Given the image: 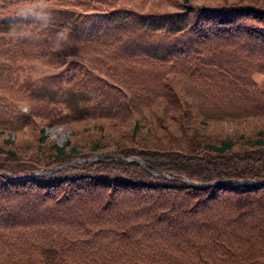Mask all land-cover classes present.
<instances>
[{
  "label": "trees",
  "instance_id": "16d2710c",
  "mask_svg": "<svg viewBox=\"0 0 264 264\" xmlns=\"http://www.w3.org/2000/svg\"><path fill=\"white\" fill-rule=\"evenodd\" d=\"M50 1L78 14L49 20ZM238 1L0 0V128L89 127L0 148V264H264V4ZM58 48L84 106L20 111L5 90Z\"/></svg>",
  "mask_w": 264,
  "mask_h": 264
},
{
  "label": "rangeland",
  "instance_id": "374dc122",
  "mask_svg": "<svg viewBox=\"0 0 264 264\" xmlns=\"http://www.w3.org/2000/svg\"><path fill=\"white\" fill-rule=\"evenodd\" d=\"M201 1L203 3L212 2L215 4H216V2H221V0H194V2H201ZM227 1L231 2L233 0H227ZM240 1L245 2V3L253 2L255 4H260V5L264 4L263 0L262 1H260V0H240ZM240 1H238V2H240ZM57 2H59V1H57ZM57 2L56 1H50V2H46V3L38 2L35 4L37 5L38 9L43 11V15H47V18L49 20L51 19L54 22H64L65 20L69 21V20L73 19L76 14H78V11H79L78 8H76V7H63L61 5V3L59 4ZM35 4L30 3L29 6H32V5L35 6ZM72 59H73V56L66 54L65 52H63L59 48L56 49V51H54L52 53V55L42 54L39 57L33 58L31 61H29L28 63H26L24 65L23 71L20 70L19 74L17 73L18 77L22 81L23 87L29 93H31L33 96L25 97L24 92H23L25 89H23V90L14 89L12 91V93L5 90L4 93L9 97H11L13 94H15L12 96L13 98H15V100L13 99L15 106L20 111H23V112H24V110L21 109L20 107H18V105L16 103L21 102V101H26L25 99H28V101L30 103H33L35 105V107H39L40 109H44V110H51L50 106H52L54 109H58L61 107L63 110H66V111H79L84 106L83 101H81V103H80V101H78L79 97L83 95V92L81 90L73 88L72 86L69 85L68 82L64 83L61 81V72H62L64 67H66L72 63V61H73ZM254 76H255L256 81L260 83L262 75L259 72H257L254 74ZM122 84L125 85V82H123ZM28 101H26V102L28 103ZM28 105H29V110H30V104L28 103ZM56 107H58V108H56ZM29 110H28V112H29ZM200 117L202 120H204L202 122L203 125L208 126L207 129L209 131L219 130L222 132H227L229 135L236 136L235 133H238V130L243 128L242 126H234L232 124V122L228 119L221 120L223 122V124L220 125L221 121H219V120H216V121L209 120V119H206V117H204L203 115H200ZM36 118H37V121H40L39 117L36 116ZM36 118H33L34 121L36 120ZM170 119H171V117H170ZM263 119H264V117H263ZM148 122H149V117L145 118V119H139V120H137V122H135V126L141 127L144 129V127H142V126ZM39 124H40V126H37V127H35L34 125L31 127L29 126L30 130L22 131V132H19V131L15 130L14 128L1 127L0 128V139L5 138L7 140H3V141L4 142L9 141L10 143H7L5 146H0V148H4V147H8V146L15 147L16 145H18L19 143H21L24 140L36 141L37 138L40 137V135H42L43 138H45V139L49 138L53 142L61 145L67 139H71V138L75 139V137H76L75 134H79L82 131H85L89 128V127L88 128L85 127L84 130H80L78 132H75L72 126H69V125H66L63 123L49 124V123H41V121H40ZM171 124L174 125V123H172V122H171ZM30 125H32V124H30ZM95 127L96 128L97 127L102 128V125L100 126V124H98V126H95ZM147 129H148V127L145 128V131H144L145 133H147ZM202 129H204V128H202ZM86 134L91 139V141H93V142L95 141L93 139L97 137V132L86 133ZM178 135L179 134H176L174 136L175 141H178V139H176V137ZM89 138H85V140H88ZM39 142L40 143L43 142L42 137L39 139ZM77 148L79 150L90 149V147H84V146H80V145H78ZM95 152H91L90 155L87 156V157H90V159H88V160L97 158L99 156L98 151H95ZM102 152H105V151H102ZM113 154H115V153H113ZM105 155H109V154L106 153ZM118 155H113V156H118ZM101 156H103V155H101ZM135 156H137V155H134L133 158ZM75 157H77V156H75ZM87 157L85 158V156H84L78 160H84V159H87ZM137 157H139V156H137ZM125 158H130V156H125ZM262 230L264 231V227ZM242 233L247 234L246 231H242ZM252 233H257L258 235L264 236V232L263 233L262 232H260V233L259 232H252ZM242 237L245 239H248V237L247 238L244 236H242ZM248 240L250 241V245H248L247 247L248 248L251 247V250L255 251V250H259V248L262 249V247H259L258 245H255V244L253 246H251L252 241L250 239H248ZM258 241L261 242V241H264V239L262 238V239H259ZM262 250L264 251V249H262ZM259 254L264 255V253H259ZM257 255H258V252H257Z\"/></svg>",
  "mask_w": 264,
  "mask_h": 264
},
{
  "label": "water",
  "instance_id": "95a60500",
  "mask_svg": "<svg viewBox=\"0 0 264 264\" xmlns=\"http://www.w3.org/2000/svg\"><path fill=\"white\" fill-rule=\"evenodd\" d=\"M17 105H18V107H20L21 109H23L24 111H28L29 110V105H28V103L26 102V101H21V102H18L17 103ZM106 153L105 152H100V153H98V155L99 156H101V155H105ZM112 155H118V153H115V154H113L112 153ZM135 159H137L143 166H146V164H145V162L143 161V159H141V158H139V157H137V156H135L134 157ZM87 159H90V157H87ZM67 161H71V159H69V160H64V161H62L60 164H63V163H65V162H67ZM60 164H58V165H60ZM57 164L56 165H54V166H52L51 168H54V167H56V166H58ZM44 170H46L44 167H41L40 169H38V170H36V171H34L33 173H39V172H42V171H44ZM6 173V172H5ZM7 174V173H6ZM11 176H13V175H11ZM183 180L184 181H186L187 183H191V184H207V183H210V182H208V181H195V182H191L189 179H187V178H183ZM250 180H246V181H244V182H249ZM253 181H258V180H256V179H254ZM262 181V180H261ZM242 181H239V182H235V183H241Z\"/></svg>",
  "mask_w": 264,
  "mask_h": 264
},
{
  "label": "clouds",
  "instance_id": "9594fccd",
  "mask_svg": "<svg viewBox=\"0 0 264 264\" xmlns=\"http://www.w3.org/2000/svg\"><path fill=\"white\" fill-rule=\"evenodd\" d=\"M21 14L24 16L25 19L28 18L29 13L25 9L21 10Z\"/></svg>",
  "mask_w": 264,
  "mask_h": 264
}]
</instances>
